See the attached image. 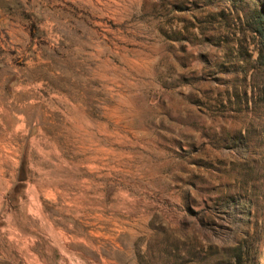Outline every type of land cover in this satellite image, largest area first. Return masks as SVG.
<instances>
[{
	"label": "rangeland",
	"instance_id": "1",
	"mask_svg": "<svg viewBox=\"0 0 264 264\" xmlns=\"http://www.w3.org/2000/svg\"><path fill=\"white\" fill-rule=\"evenodd\" d=\"M257 10L0 0V264H264Z\"/></svg>",
	"mask_w": 264,
	"mask_h": 264
},
{
	"label": "trees",
	"instance_id": "2",
	"mask_svg": "<svg viewBox=\"0 0 264 264\" xmlns=\"http://www.w3.org/2000/svg\"><path fill=\"white\" fill-rule=\"evenodd\" d=\"M256 13V17H254L253 19V22L256 25L255 29L260 33V35L264 39L263 16L261 15L259 10H257ZM260 56L264 57V50L260 51ZM252 240V237L244 238L239 242L238 245L225 250L224 258L218 260L216 264H244V260L249 259L248 257L253 246Z\"/></svg>",
	"mask_w": 264,
	"mask_h": 264
}]
</instances>
